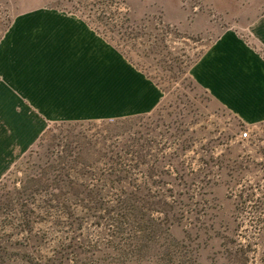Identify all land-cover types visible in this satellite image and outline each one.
<instances>
[{
    "label": "rangeland",
    "instance_id": "rangeland-1",
    "mask_svg": "<svg viewBox=\"0 0 264 264\" xmlns=\"http://www.w3.org/2000/svg\"><path fill=\"white\" fill-rule=\"evenodd\" d=\"M263 14L264 0H0V63H56L60 16L98 34L121 72L120 93L85 118L0 108V264H264V122L241 121L191 72ZM35 20L36 42L23 26ZM12 30L27 40L9 36L2 57ZM66 154L72 185L37 190L31 179ZM133 208L140 223L116 227Z\"/></svg>",
    "mask_w": 264,
    "mask_h": 264
},
{
    "label": "crops",
    "instance_id": "crops-1",
    "mask_svg": "<svg viewBox=\"0 0 264 264\" xmlns=\"http://www.w3.org/2000/svg\"><path fill=\"white\" fill-rule=\"evenodd\" d=\"M53 20L60 28L50 24L54 28L47 37L58 42L56 63H0V108L6 105L5 101L16 109L17 103L11 101H28L25 107L28 111L21 114H29L32 109L46 123L93 115L97 112V101L105 97L106 91L112 97L120 93V63H105L100 36L79 19L55 16ZM23 26L27 28L25 35L36 42V20ZM248 30L246 35L234 30L224 32L202 54L191 72L194 81L215 101L244 123L256 125L264 122V14ZM15 35L18 41L27 40V36L10 31L2 43V57L9 58L7 41ZM65 40L71 45L68 49L71 63L64 61L65 48L61 42ZM71 41H76L74 46ZM20 45L18 42V61L28 57ZM107 76L110 85L106 87ZM24 129L21 125L17 131ZM37 131H40L38 120L28 133ZM27 145L25 139L17 141L15 153Z\"/></svg>",
    "mask_w": 264,
    "mask_h": 264
},
{
    "label": "trees",
    "instance_id": "trees-1",
    "mask_svg": "<svg viewBox=\"0 0 264 264\" xmlns=\"http://www.w3.org/2000/svg\"><path fill=\"white\" fill-rule=\"evenodd\" d=\"M68 154L66 156L60 155L57 159V163H50L46 168L42 169L41 172L36 175V179H31V182H35L37 190H46L50 192L52 191H60L62 182L66 178L70 182V176L65 173V169L69 165L68 162ZM72 185V182H70ZM74 188L76 184L73 185ZM53 194V193H51ZM126 202H130L128 200ZM129 214L121 215L120 219H117L115 222V226H121L122 222H128L131 224H139L140 223V212L138 209L133 208L131 211L128 212Z\"/></svg>",
    "mask_w": 264,
    "mask_h": 264
},
{
    "label": "built area",
    "instance_id": "built-area-1",
    "mask_svg": "<svg viewBox=\"0 0 264 264\" xmlns=\"http://www.w3.org/2000/svg\"><path fill=\"white\" fill-rule=\"evenodd\" d=\"M241 137L243 139H248L249 138V133L248 132H244V133H242Z\"/></svg>",
    "mask_w": 264,
    "mask_h": 264
}]
</instances>
